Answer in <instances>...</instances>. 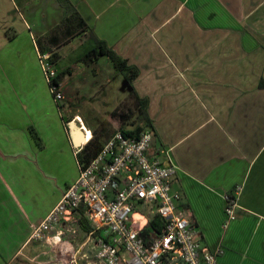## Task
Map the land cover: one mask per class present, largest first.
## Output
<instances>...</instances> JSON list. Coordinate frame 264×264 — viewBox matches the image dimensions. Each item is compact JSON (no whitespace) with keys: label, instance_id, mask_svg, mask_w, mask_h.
<instances>
[{"label":"crops","instance_id":"crops-1","mask_svg":"<svg viewBox=\"0 0 264 264\" xmlns=\"http://www.w3.org/2000/svg\"><path fill=\"white\" fill-rule=\"evenodd\" d=\"M95 39L121 67L107 56L77 66L56 100L39 54H55L58 75ZM141 103L148 156L177 165L171 187L202 245L223 249L217 264H264V0H0V264H58L68 243L87 245L76 211L61 225L75 236L30 237L79 175L71 123L106 141L136 128ZM148 210L136 206L139 227Z\"/></svg>","mask_w":264,"mask_h":264},{"label":"built area","instance_id":"built-area-1","mask_svg":"<svg viewBox=\"0 0 264 264\" xmlns=\"http://www.w3.org/2000/svg\"><path fill=\"white\" fill-rule=\"evenodd\" d=\"M39 62L50 92L56 100L62 99L59 83L54 82L57 72L50 56L39 54ZM77 121L80 122L78 117ZM79 128L85 138L87 130L81 122ZM84 138L83 144L73 145L75 152L87 142ZM151 139L152 133L147 128L136 136H125L117 130L87 164L77 158V179L66 187L44 218L33 224L31 239H44L55 228L60 235L75 236L77 229L72 224L61 225L82 207L92 227L85 233V241L91 244L94 264H217L223 249L202 245L198 229L177 204L180 194L171 187L178 167L168 159L161 161L148 156ZM164 153L168 156L167 150ZM240 189L237 186L233 193L223 195L224 226L235 218ZM138 204L148 206L149 214L156 213L162 220L163 227L157 236L146 240L140 235L142 227L133 219ZM78 251L73 254L74 263ZM82 258L87 259L85 252Z\"/></svg>","mask_w":264,"mask_h":264},{"label":"trees","instance_id":"trees-1","mask_svg":"<svg viewBox=\"0 0 264 264\" xmlns=\"http://www.w3.org/2000/svg\"><path fill=\"white\" fill-rule=\"evenodd\" d=\"M95 42L96 46L94 48L86 52L82 58L70 65L66 71L58 74L54 79V82L58 83L66 74L70 75L77 66L90 64L100 56H107L115 64V66H117L118 68L121 67L118 56L108 46H106L104 42L97 39H95ZM54 56L55 54L53 53L50 58L51 61L54 60ZM131 94H133V92ZM134 113H136L134 121V123H137L136 128L133 130L120 129V131H122L125 136H136L141 129L143 130L145 129V127H152V123L146 116L144 111V105L142 103L139 107L136 108V112ZM120 116L121 118L129 117L123 113ZM104 141L105 139H103L102 137L93 135L77 153V158L79 159V161L83 164H87L101 150L103 144L105 143ZM75 211L77 212L76 215L78 217V226L80 227V230L83 231L85 234L90 231L92 227L87 221L84 214V209L82 207H79ZM145 214L147 217V222L140 230V235L147 240L151 237L157 236L160 233L163 227V223L156 213Z\"/></svg>","mask_w":264,"mask_h":264},{"label":"rangeland","instance_id":"rangeland-1","mask_svg":"<svg viewBox=\"0 0 264 264\" xmlns=\"http://www.w3.org/2000/svg\"><path fill=\"white\" fill-rule=\"evenodd\" d=\"M81 52V51H80ZM85 55V54H84ZM83 55V56H84ZM82 58V57H81ZM68 60H62V64L60 65V66H67V65H69L68 64ZM70 65H72V64H70ZM89 117L90 118H93V117H95V115L92 117V115H89ZM142 223V221H140V224ZM86 239V235L84 234V232L83 231H81L80 233H79V235L77 236V241H78V243H81L82 241H84ZM65 244H67V242L65 243ZM65 248L63 249V251L60 253V261L58 262V264H94V261H95V257H94V255H93V251H91V244L89 243H87V245H84L83 246V249L82 250H80L78 253H77V255H76V260H75V262L76 263H74L73 262V254H74V252H75V249L72 251V250H70L71 249V247H72V244L71 243H68V245H65L64 246ZM86 247H87V251L88 252H86L85 251V249H86ZM74 248V247H73ZM72 251V252H71ZM83 252H85L86 254H87V259H85V258H82V254H83ZM56 264V263H55Z\"/></svg>","mask_w":264,"mask_h":264},{"label":"water","instance_id":"water-1","mask_svg":"<svg viewBox=\"0 0 264 264\" xmlns=\"http://www.w3.org/2000/svg\"><path fill=\"white\" fill-rule=\"evenodd\" d=\"M71 125H72V128H73L72 130H74V131H77V130H78V127H74V126H73L74 123H71ZM77 132H78V131H77ZM81 132H82V131H81ZM77 136H78L77 138H78V139H81V140H83V138H84V134H83V133H82V137L79 136L78 133H77ZM75 137H76V136H75ZM77 142H78V141H77Z\"/></svg>","mask_w":264,"mask_h":264},{"label":"bare ground","instance_id":"bare-ground-1","mask_svg":"<svg viewBox=\"0 0 264 264\" xmlns=\"http://www.w3.org/2000/svg\"><path fill=\"white\" fill-rule=\"evenodd\" d=\"M88 131V130H87ZM89 141V139L87 140V142Z\"/></svg>","mask_w":264,"mask_h":264}]
</instances>
